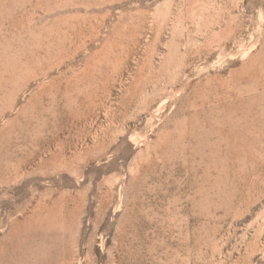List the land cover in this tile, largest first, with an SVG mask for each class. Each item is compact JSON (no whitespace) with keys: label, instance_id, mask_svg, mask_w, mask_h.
I'll list each match as a JSON object with an SVG mask.
<instances>
[{"label":"rangeland","instance_id":"obj_1","mask_svg":"<svg viewBox=\"0 0 264 264\" xmlns=\"http://www.w3.org/2000/svg\"><path fill=\"white\" fill-rule=\"evenodd\" d=\"M0 264H264V0H0Z\"/></svg>","mask_w":264,"mask_h":264}]
</instances>
